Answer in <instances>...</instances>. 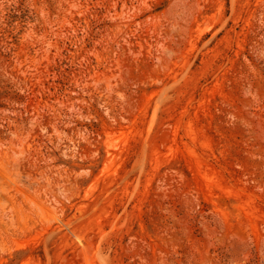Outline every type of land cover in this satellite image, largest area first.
Instances as JSON below:
<instances>
[{"label":"rangeland","instance_id":"1","mask_svg":"<svg viewBox=\"0 0 264 264\" xmlns=\"http://www.w3.org/2000/svg\"><path fill=\"white\" fill-rule=\"evenodd\" d=\"M0 264H264V0H0Z\"/></svg>","mask_w":264,"mask_h":264}]
</instances>
